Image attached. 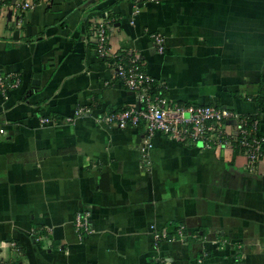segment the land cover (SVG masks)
<instances>
[{
	"label": "crops",
	"instance_id": "0c3cea01",
	"mask_svg": "<svg viewBox=\"0 0 264 264\" xmlns=\"http://www.w3.org/2000/svg\"><path fill=\"white\" fill-rule=\"evenodd\" d=\"M106 16L110 51L133 52L171 102L264 107V0H35L19 20L0 9V73L18 83L0 93V261L264 264V141L252 170L230 147L157 134L144 165L142 122L95 121L139 104L86 42ZM79 106L90 113L66 122ZM42 116L60 122L40 126ZM83 211L93 231L79 238ZM178 225L185 242L154 244L153 229Z\"/></svg>",
	"mask_w": 264,
	"mask_h": 264
},
{
	"label": "built area",
	"instance_id": "2783aa9c",
	"mask_svg": "<svg viewBox=\"0 0 264 264\" xmlns=\"http://www.w3.org/2000/svg\"><path fill=\"white\" fill-rule=\"evenodd\" d=\"M7 8L14 19L22 18L23 14L35 7V0H0V9ZM111 17H102L90 22L86 32V42L95 50L110 72L112 79L133 92L139 102L95 117L98 124L116 126L121 129L136 128L144 124V137L140 145V156L144 165L150 166L149 151L152 138L157 134L182 144L199 145L202 149L221 151L230 147L246 156L250 169H254L262 157L264 135L260 125L264 122V107L259 116L239 113L227 107L212 104L184 105L171 102L160 92L161 85L150 73L143 70L138 57L129 50L111 52L108 38L113 32L114 24ZM151 37L159 51L163 50V38L160 32H153ZM159 83V84H158ZM9 75L0 73V93L6 94L9 88L17 86ZM84 106L74 109L71 115L64 118L72 122L79 115L90 113ZM60 118L42 116L40 126L56 125ZM230 128V129H229ZM4 129L0 127V133ZM74 229L79 238L93 231L88 211L75 215ZM153 242L163 240H180L185 242L187 236L183 226L178 225L174 234L153 229ZM0 264H4L0 261ZM7 264H14L9 262ZM157 264H172L168 259L159 258Z\"/></svg>",
	"mask_w": 264,
	"mask_h": 264
},
{
	"label": "trees",
	"instance_id": "16d2710c",
	"mask_svg": "<svg viewBox=\"0 0 264 264\" xmlns=\"http://www.w3.org/2000/svg\"><path fill=\"white\" fill-rule=\"evenodd\" d=\"M175 231H176V227L175 226L174 227L172 226L171 228L168 229V234H174Z\"/></svg>",
	"mask_w": 264,
	"mask_h": 264
}]
</instances>
